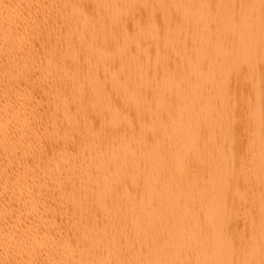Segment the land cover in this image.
Returning <instances> with one entry per match:
<instances>
[{
  "label": "bare ground",
  "instance_id": "bare-ground-1",
  "mask_svg": "<svg viewBox=\"0 0 264 264\" xmlns=\"http://www.w3.org/2000/svg\"><path fill=\"white\" fill-rule=\"evenodd\" d=\"M0 264H264V0H0Z\"/></svg>",
  "mask_w": 264,
  "mask_h": 264
}]
</instances>
